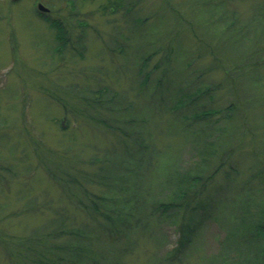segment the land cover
<instances>
[{
    "label": "rangeland",
    "instance_id": "rangeland-1",
    "mask_svg": "<svg viewBox=\"0 0 264 264\" xmlns=\"http://www.w3.org/2000/svg\"><path fill=\"white\" fill-rule=\"evenodd\" d=\"M203 109L213 112L192 122ZM137 150L151 153L139 169ZM126 153L137 169L127 175ZM111 154L108 173L97 170ZM60 164L82 171L68 187L83 204L111 197L92 174L126 176L119 194L136 193L148 224L123 233L134 241L123 264L237 259L223 244L234 208L264 210V0H0V264H22L18 239L55 216L87 223L110 249L99 211L75 207L49 175ZM180 175L195 190L187 208L171 201ZM158 201L167 210L149 214Z\"/></svg>",
    "mask_w": 264,
    "mask_h": 264
},
{
    "label": "trees",
    "instance_id": "trees-1",
    "mask_svg": "<svg viewBox=\"0 0 264 264\" xmlns=\"http://www.w3.org/2000/svg\"><path fill=\"white\" fill-rule=\"evenodd\" d=\"M53 26L56 27V37L60 40V45H65L67 39L64 36V31L62 30V26L58 20H53L51 23ZM250 62V61H249ZM245 64V63H244ZM250 64V63H249ZM146 75H143L142 79L140 80L141 83L146 82L147 80ZM96 91V90H95ZM95 96H100L102 93L100 89L95 92ZM185 95V93H184ZM189 95V94H188ZM91 101H94L100 97L91 96ZM88 101V100H87ZM232 107L231 105L228 108ZM129 108L125 110L127 112ZM124 111V110H123ZM194 113V119L192 122L197 119H202L213 111H209V109L197 110ZM126 115V113H124ZM96 118V117H95ZM96 121L99 122L105 127V129L109 130L111 124L106 122L104 119L96 118ZM191 122V123H192ZM109 127V128H107ZM129 153V150H126ZM144 150L137 152H143ZM128 158V155L126 153ZM151 158V153L144 151L142 154H139L137 158V169H139L142 165L146 166L142 162L144 157ZM112 154L108 156V158L97 159V161H101L99 171L107 172L109 171L108 167L112 168L113 166L111 158ZM114 158V157H113ZM127 158H125V163L127 162ZM96 160V159H95ZM105 160V161H104ZM134 162L132 164L128 162L126 163V169L128 170L126 173L131 174L135 169V159H132ZM152 160V159H151ZM117 161V160H116ZM65 163V162H63ZM119 163L116 162L115 165ZM60 164L59 170H62L60 175L56 174L54 171H50L49 175L53 178L56 182L60 184L62 191L70 198V202L74 204L75 207L81 209L83 212H86L88 215H93L94 211H99V213L103 216V222H97V226L100 231L105 232L107 238L110 242V249L106 248L107 251L103 249H98L97 243L98 239L95 235L93 229L89 228L88 224L85 223L82 227H76L73 224H66L63 222L65 218L56 223V216L51 220H54L48 228H44V230H37L36 232H30L28 235L23 236L21 239H18L16 242L17 248L24 251L25 261L22 259V264H71L70 262L75 260L77 257V263L81 260V264H123V261L120 257L127 254L130 251V246L134 245V241L126 240L122 241L120 238H123V233H128L133 230L134 226H140V228H147L145 226L146 217L147 215H134L135 210L137 209L136 204H138V197H136V193L133 192V199H131V195L120 196L119 188L122 186V183L126 182L127 185V178L118 177L116 179L110 180L113 182L110 184V180H108V172L103 173L99 172V174L95 175V179L93 178L94 174L91 175L89 180H94L99 184L106 186L111 193V197L105 195H98V194H90L89 199L91 202L89 204H83L78 200L74 199L73 194L69 190L68 184L69 182L73 181L78 183L80 181L77 178V174L82 175V171L80 168L78 169L76 166L71 164L70 168L64 169ZM108 165V166H106ZM61 167V168H60ZM49 171V170H48ZM81 173V174H80ZM136 175V173H135ZM130 176V175H129ZM180 175L176 182V191L174 193V197L172 198V202L175 205L182 204V201L185 202V206L188 205L187 202L190 197L193 195L195 190L191 189L190 181L186 182L185 179L188 178L186 176ZM211 175L208 176L210 178ZM191 180H200L202 179L201 176L190 175L189 177ZM185 181L181 183L180 181ZM180 183V185H178ZM119 186L117 187L116 185ZM182 185V186H181ZM204 182L202 183V187ZM115 188V189H114ZM128 188V187H127ZM124 187V189H127ZM200 190V189H199ZM84 191V189H83ZM70 192V193H69ZM119 194V195H118ZM120 196L121 201L119 202L118 198ZM93 199H98L97 201ZM104 205V207L100 210L99 202ZM148 206L149 214H151L154 209H158L159 212L163 213L166 209L164 207V202H153ZM99 205V207H98ZM107 205V206H105ZM238 207L234 208L235 212H238V216L234 217L233 219L230 218L231 224L227 229L229 231L226 233V236L223 240V244H227L224 249L231 246L235 250H240L237 254V259H229L227 254H225L224 250L219 252L217 255L213 257L210 264H264V210L259 211V219L256 218L255 213H251L250 208V201L246 202L243 207L237 205ZM153 207V208H152ZM188 207V206H187ZM186 207V208H187ZM184 208V209H186ZM202 209V208H201ZM261 209V208H260ZM264 209V208H263ZM58 209L55 210V214L58 215ZM146 213V212H145ZM147 214V213H146ZM251 218V219H250ZM248 221H247V220ZM257 219V220H256ZM239 220V221H238ZM247 223L245 224V222ZM46 232V233H45ZM183 237V236H182ZM52 239H54L52 241ZM62 241V242H61ZM245 248L244 251H241V248ZM227 250V249H226ZM108 254L107 262L105 261L106 254ZM83 254V255H82ZM85 256V258L81 257ZM226 257V258H225ZM80 258V260H79ZM107 258V257H106ZM225 258V259H223ZM176 259V258H175ZM222 261L219 263V260ZM79 260V261H78ZM164 262V261H163ZM165 264H169V262H164Z\"/></svg>",
    "mask_w": 264,
    "mask_h": 264
},
{
    "label": "water",
    "instance_id": "water-1",
    "mask_svg": "<svg viewBox=\"0 0 264 264\" xmlns=\"http://www.w3.org/2000/svg\"><path fill=\"white\" fill-rule=\"evenodd\" d=\"M37 8L40 9V10H42V11H47L48 10V8L45 7V6H43L41 3H38L37 4Z\"/></svg>",
    "mask_w": 264,
    "mask_h": 264
},
{
    "label": "flooded vegetation",
    "instance_id": "flooded-vegetation-1",
    "mask_svg": "<svg viewBox=\"0 0 264 264\" xmlns=\"http://www.w3.org/2000/svg\"><path fill=\"white\" fill-rule=\"evenodd\" d=\"M13 1H16V0H13Z\"/></svg>",
    "mask_w": 264,
    "mask_h": 264
}]
</instances>
